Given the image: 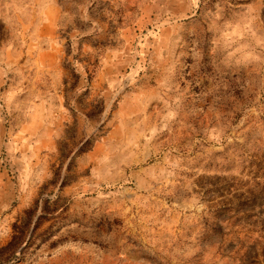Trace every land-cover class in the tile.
Listing matches in <instances>:
<instances>
[{
	"label": "rangeland",
	"instance_id": "rangeland-1",
	"mask_svg": "<svg viewBox=\"0 0 264 264\" xmlns=\"http://www.w3.org/2000/svg\"><path fill=\"white\" fill-rule=\"evenodd\" d=\"M0 264H264V0H0Z\"/></svg>",
	"mask_w": 264,
	"mask_h": 264
}]
</instances>
